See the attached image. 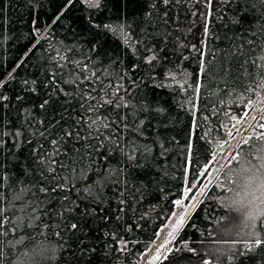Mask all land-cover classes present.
Wrapping results in <instances>:
<instances>
[{"label": "trees", "instance_id": "16d2710c", "mask_svg": "<svg viewBox=\"0 0 264 264\" xmlns=\"http://www.w3.org/2000/svg\"><path fill=\"white\" fill-rule=\"evenodd\" d=\"M65 2L0 0L3 5L0 10V81L5 82L0 93L10 97L9 101L3 102L9 104L8 108L0 106V193H3L0 207L13 221L3 220V227H0V233H6L0 236L6 254L5 264H69L70 253L76 248L77 236L73 230L64 227V223L76 221H62L58 214L61 201H49L39 192L35 182L40 173L36 171L30 152L40 144L52 151V145L39 136V131L48 123L39 104L50 90L44 85L56 86L52 84L50 74L59 71L57 64L65 63L51 59L57 55V50L73 61L87 63L89 75L92 71L97 73L99 80L93 78L81 85L85 92L94 88L91 95L96 100L83 102L101 105L95 116L100 120L105 116L110 118L106 122L116 128L124 141V151L114 148L109 154L106 149H101L103 154L93 157L88 150L82 149L83 160L76 165V171L58 168L60 178L45 187L51 191L55 184L75 185L64 193L53 194V197L66 194L80 205L71 216H78L86 205L98 209L96 219H89L85 228L88 233L86 247L95 251L85 253L79 264H136L170 215L173 201L181 197L184 185L190 186L188 182L193 175L197 185L204 180L205 176H200L199 172L204 170L217 148L213 141L224 135L219 125L236 124L225 113L239 116L248 110L244 105L249 99H257L256 94L245 89L264 82V68L253 65L256 57L264 55L261 52L264 4L261 0H228L227 3L222 0H211V3L208 0H171L165 6L162 0H113L107 9H95L77 0L61 22L52 24ZM152 4L158 7L152 8ZM234 20L238 22L233 23ZM121 22L131 26L125 29L131 37L128 44L124 43L120 32L99 27ZM49 25L51 27L45 32ZM205 25L209 29L208 35H205ZM34 27L41 31L35 33ZM37 39L40 43L13 74L14 79L6 80ZM93 44H102L101 51L108 55L98 56L91 52ZM229 50L237 53L235 60L229 57L234 66L231 80L236 81L227 85L234 89L231 95L221 91L225 85L216 75L221 56H227ZM201 51L212 64L209 75L200 76L201 90L196 93L193 88L200 73ZM151 55L157 56L153 65L145 62ZM256 63L260 61L256 60ZM73 68H76L75 64H66L57 82L66 91L77 93L72 105L77 109L74 115L81 116L80 89L63 83L69 79L67 73ZM245 68L250 76L243 74ZM166 73L175 74L176 79L166 78ZM24 80H28V87L36 91H25ZM32 80L37 83L32 84ZM185 80L193 87L185 85L186 90L181 88ZM120 85L123 87H118ZM17 95L24 97L23 102L16 99ZM119 97H123L128 107L117 108L115 103H103L104 100L119 103ZM161 108L163 112L157 111ZM93 115L88 111L82 118L87 120ZM47 116L51 119V110ZM118 117H125L124 122L131 130H123L124 122ZM257 122L264 123L260 116ZM209 129L212 131L205 137ZM18 130L22 136L16 138ZM52 138L59 139L58 130ZM26 140L31 143H25ZM189 143L194 145V155L186 151ZM136 149L139 151H134ZM128 154L137 159L128 160ZM54 158L68 161L63 155ZM229 167L233 166L228 164L221 171L217 182L210 185L185 226L179 230L172 247H181L183 251L178 254L181 259L173 260L172 264H203L204 260L211 264H264V255L259 250L239 255L244 251L242 244L235 245L237 255L232 257L231 242L250 238L245 236L247 229L243 227V217L227 207L236 197L225 190L230 185L220 181L235 178L238 170L235 166L228 175H223ZM21 188L31 191L22 192ZM86 188L91 189V195L84 191ZM208 196L211 198H206ZM121 200L125 203L121 204ZM121 208L123 211L118 210ZM29 224L35 227H28ZM45 224L49 227L45 228ZM58 224L59 228L56 227ZM38 231L44 235L34 239ZM21 239L23 242L17 243ZM188 248L195 249V253L189 252ZM158 264H169V261L162 259Z\"/></svg>", "mask_w": 264, "mask_h": 264}, {"label": "snow or ice", "instance_id": "6c2138e0", "mask_svg": "<svg viewBox=\"0 0 264 264\" xmlns=\"http://www.w3.org/2000/svg\"><path fill=\"white\" fill-rule=\"evenodd\" d=\"M82 3H86L88 7L95 9H107L109 4L113 2V0H80ZM118 2V0H117ZM165 6L169 5L171 0H162ZM179 2V0H177ZM211 3V0H208ZM222 2L227 3L228 0H222ZM77 3V0H66V2L61 7L60 11L57 13L55 18L52 20V24H56L61 22L66 14L73 8V6ZM261 3L264 4V0H261ZM152 8L158 7L157 4H152ZM3 5H0V10H2ZM167 13L165 12V17ZM165 22H167L165 20ZM238 21H233L236 23ZM35 25V22H33ZM71 25V20L69 19V26ZM51 27L49 25L44 29L45 32ZM102 30L111 31L113 33L120 32L124 36V43L128 44L131 37L125 31L126 28L130 29V25L121 22L116 24L115 26L112 24H103L99 26ZM41 30L39 28L34 27V32L39 33ZM209 34V29L207 25H205V35ZM40 43V40L37 39L36 42L28 48V50L23 54L20 59V62L16 64V67L12 69V72L8 74V77L5 79L12 78L14 79L13 74L16 70L23 66V63L27 60L28 56L33 52V50ZM203 45V41L201 42ZM249 45L252 44V41H247ZM103 45L102 44H93L90 48V51L95 53L96 55H108L106 52H102ZM72 51V49H69ZM261 52L264 53V46L261 47ZM243 55V53H240ZM201 63H200V73H198L197 80L194 85V92L199 93L201 90V80L200 76L203 75L207 77L211 72L210 65L212 61L205 59V54L203 51L200 52ZM237 53H233L229 50L227 56H221L219 60V65L217 69L216 75L219 77L220 82L225 85L224 89L221 91L226 92L228 95H231L234 89H230L227 85L231 82L233 84L236 83L235 80H231L233 74V65L229 62V57L232 59H236ZM53 61H65L64 64H57V68L59 71H54L50 74L52 84H55V87H52L49 84H45L46 88L50 90L46 93L45 97L41 100L39 104V108L46 114L45 119L48 120L47 125H45L43 130L39 131V136L43 138L44 141L49 142L52 145V151L49 152L44 148L43 144H40L38 148L30 149V152L33 154L32 159L36 164V171L40 173V178L35 182V184L39 185V192L44 193L46 197L51 201L52 199L60 200V211L59 215L61 216L62 221H69L70 219L75 220L76 222H68L64 223V227L73 230V234L77 236L76 248L70 253L71 259L69 264H79L80 260L83 259L85 253L94 252L95 249H88L86 247V237L88 233L85 231V228L88 227V220H95L98 215V209L91 207L90 205H86L84 210L79 213L78 216H71V213L76 212L80 205L75 201L70 200L68 195H57L53 197L54 193H64L71 188H74V184H55L51 187V191H49L48 187H45V184H52L56 180H58L59 173L57 172L58 168H62L65 170L71 169L72 172L76 171V165L81 164L83 160V156L81 154V150L85 149L89 151L90 156L102 155L103 153L100 151L101 149H106L110 154L114 148H119L122 152L124 151V141L119 137L116 128L111 127L109 121L110 118L105 116L103 120H100L95 116L98 108L101 106L99 103L85 104L83 101L85 100H96L95 96L91 95L92 91L95 89H89L87 92L81 88L86 81H92L93 78L99 80L97 73L92 71L89 75V65L84 63L81 60L73 61L71 57L61 54L59 50H57V55L51 57ZM157 60L156 55H151L147 57L146 63L149 65H153V62ZM256 60H259L260 63L257 64ZM256 60H253V65L257 68H264V55H260L256 57ZM237 63L240 61L237 60ZM66 64H75L76 68L71 69L67 75L69 79L63 80L64 84L75 85L77 89H80L78 95L80 99L79 110L81 112V116H75L74 114L77 112V109L73 107L72 102L77 98V93L75 91L69 92L66 91L58 82V75L62 74V70L66 67ZM241 68H243V64H241ZM79 69V72H77ZM44 72L47 73V69H44ZM244 75L250 76L251 74L247 72V69H244ZM166 78L175 80L176 75L173 73H166ZM239 77H237V80ZM262 79H264V74H262ZM24 90L35 92V88H29V81L24 80ZM32 84H36V80L31 81ZM185 85H187V80L184 81L183 84L180 85L181 88L186 90ZM5 86L4 81H0V88ZM163 87L164 85H160ZM188 87H193L192 85H187ZM118 87H123L120 85ZM264 89V83H257L254 87L246 88L245 91L253 92L257 95V101H252L249 99L247 103L244 105L246 108L248 106H254L256 103H264V98H260L259 90ZM105 90V95H107V90ZM118 88L113 91V95H115ZM61 96L64 99H61ZM16 99L20 102H23L24 97L17 95ZM103 99V97H101ZM119 103H116L112 100H104V105H112L115 103L116 107L119 108L121 106L128 107V103L124 102L123 97H119ZM10 97L3 93H0V106L3 108H8L9 104H5L3 102L9 101ZM241 100L243 98L241 97ZM51 110V119H48L47 113ZM92 112L94 115L89 117L87 120H84L83 114L85 112ZM159 112H163L164 109H157ZM260 120L264 121V109L260 110ZM228 116L229 120L236 121V124H243V122L248 118L249 113L247 111L243 112L241 115H231L229 113H225ZM119 121L124 122L126 120L125 117H118ZM256 120L255 117L252 118ZM40 124H44V121H40ZM112 123H116L112 121ZM143 124V121L140 122ZM236 124H232L229 126L226 123H222L219 125V129H223L224 135L219 139H215L213 142L216 144L218 148H225L226 146H230L231 140L226 139L231 138L235 139L236 135L239 133L240 129L236 126ZM85 125L87 128L85 129ZM100 125V127H96ZM253 132L252 134L245 135L242 137L240 143L237 144L235 154L229 157V165L230 166H238V170L235 172V178H229L226 182L220 181L221 184L226 183L230 185L225 190L229 193L235 194V199H231V203L228 204V208L239 213L243 217V227L247 229L245 236L250 239H242L237 241H232V248L230 249L232 253V257L235 258L237 255L235 250V245L242 244L243 252H240L239 255H246L255 253L259 250V253L264 255V123L257 122L251 125ZM257 129L259 131H257ZM58 130L59 139L52 138L53 134ZM123 130L129 131L131 130L129 125L124 122ZM212 129H209V132H206L204 135L208 137L211 133ZM22 136V133L18 130L15 133V137L19 138ZM99 141L98 144H94L93 141ZM25 143H31V140H26ZM80 145V147H76V145ZM0 145H2V141H0ZM19 146V145H18ZM71 146V147H69ZM194 145L189 143L186 146V151L190 155H194L193 153ZM134 151H139L138 149ZM147 152L148 149H145ZM67 157L68 161L65 159H55L54 157ZM107 159V157H105ZM128 160H135L137 156L133 154H128ZM216 159V154L213 152L209 161L204 165V170L199 172L200 176H205L208 172L209 164H211ZM235 162V164H233ZM233 167H229L223 175H228V172L233 170ZM67 179V178H65ZM196 176L193 175L189 187L184 189V198H188V193L192 192L193 189H196L198 185L194 182ZM219 179V178H218ZM35 184L33 187H35ZM215 187V186H214ZM31 191V189L21 188V191ZM89 195H91V189H84ZM203 194V193H202ZM0 198H3V193H0ZM19 198V197H16ZM210 199L211 197H206ZM194 199V197H193ZM121 204L125 203L123 200L120 201ZM174 205L180 206L182 204L181 199H176L173 201ZM31 207V203L28 204ZM195 207V205H192ZM119 211H123V209H118ZM45 211H47L45 209ZM173 216L176 214L173 213ZM187 215V208L184 212H182L179 217L175 220V223L172 225V230L168 232L167 238H165L164 242L159 245L157 248V253H160L161 249H164L166 245L172 242L173 234L178 232L182 227L185 226V216ZM119 218V217H118ZM8 220L9 223H12L10 219H8L5 215V209L0 207V227H3V220ZM37 220H40V217H36ZM101 219H107V217H101ZM28 227H35L32 224H29ZM45 228L49 227V225L45 224ZM57 228L60 225H56ZM6 233H0V236L5 235ZM59 232L57 235L59 236ZM41 235H44L42 231L37 232V236L34 239H39ZM107 235V233H106ZM159 235V233H157ZM23 240H18L17 243H22ZM2 241H0V264H5V252L2 247ZM228 243V242H225ZM63 247V246H61ZM69 247H71L69 245ZM124 247L127 248V242L124 243ZM184 247H187V242H184ZM124 249H121L123 251ZM189 252L195 253V249L188 248ZM183 249L181 247H170L167 248L166 252L161 255H154L151 260L148 261V264H153V261L168 260L169 264H172L173 260L181 259V256L178 255L181 253ZM203 264H211L209 260H204Z\"/></svg>", "mask_w": 264, "mask_h": 264}, {"label": "rangeland", "instance_id": "374dc122", "mask_svg": "<svg viewBox=\"0 0 264 264\" xmlns=\"http://www.w3.org/2000/svg\"><path fill=\"white\" fill-rule=\"evenodd\" d=\"M260 98H264V89L260 90ZM257 99L255 101H257ZM261 109H264V103H256L254 106H248V118L243 122L242 125L236 124V126L240 129L239 133L236 135L234 140L229 138L231 140L230 146H226L225 148L217 147L214 150V153L216 154V159L211 164H209L208 167V172H210L211 175H208L206 173L204 180L198 185V187L192 192L188 193L187 199L184 198V189L189 186L184 185L182 195L179 198L182 200V204L180 206H173L170 215L168 216L164 224L160 227V229L157 231L159 235L156 234L154 240L151 242L148 248H146V250H144L140 254L136 264H148V261L151 260L154 255H161V257H163V254L166 252L167 248L173 246L174 239L179 231L173 234L174 238H172V242L166 245L164 249H161L160 253H157L156 251L159 245L164 242L165 238H167L168 232L172 230V225L175 223V220L179 217V215L184 212L187 208V215L185 216L186 222L187 218L189 217L193 209L196 207V205L199 203V201L203 198L205 192L210 187V185L214 182H217L221 171L229 164V157L235 154L237 144L241 142L242 137L252 133L251 125L255 124L256 120L261 115ZM253 117H255L256 120H253ZM192 205H195V207H192ZM173 213H175L176 215L173 216ZM161 260L153 261V264H158Z\"/></svg>", "mask_w": 264, "mask_h": 264}]
</instances>
